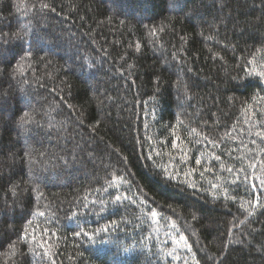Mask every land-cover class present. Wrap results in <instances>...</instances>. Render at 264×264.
I'll return each instance as SVG.
<instances>
[{
    "label": "trees",
    "instance_id": "obj_1",
    "mask_svg": "<svg viewBox=\"0 0 264 264\" xmlns=\"http://www.w3.org/2000/svg\"><path fill=\"white\" fill-rule=\"evenodd\" d=\"M35 2L0 0V32L18 33L29 19L41 23L39 16L34 17ZM45 2L60 14H49L43 51L37 48L33 61L39 56L45 62L51 60L47 71L52 78L43 75L41 64L38 72L25 68V74L30 82L39 77L46 86L21 85L9 79L14 62L0 65V92L7 93L0 110V244L4 245L0 264H35L38 260L31 254L14 257L7 248L15 240L10 229L25 223L22 207L34 210L36 196L23 190L13 196L9 178L21 189L39 183L44 193L40 210L49 216L55 212L48 227H55L57 235L48 242L60 253L58 264H183L166 257L173 247L184 248L178 241L180 234L198 259L264 264V208H248L254 215L242 225L239 220L247 213L238 211L240 203L248 207V201L254 200L253 193L260 195L257 190L264 178V153L260 151L264 141L256 136L264 130V78L258 75L264 72V0ZM155 29L163 31L153 38L150 32ZM32 38L29 33L28 40ZM18 42L7 46L4 55L9 60L19 51ZM136 43L141 44L138 52ZM129 65L134 67L129 69ZM59 97L66 103L51 111L49 104ZM21 110L34 114L38 121L26 125L28 131L17 125ZM80 120L83 125L77 123ZM97 120L100 124L93 133ZM169 125L180 137L176 149L171 147ZM191 128L217 144L191 142L195 139L189 136ZM182 149L188 153L185 165L179 163ZM25 150L31 153V166L28 158L21 163ZM210 153L221 155L226 168L244 167L247 186L232 185L235 172L221 169ZM196 158L202 159L201 166L195 165ZM250 163L256 167H248ZM110 165L120 171L114 172ZM205 167L213 171L201 177ZM120 175L131 181L132 192L125 191L129 184L118 181L119 189H109V196L103 191L106 178ZM189 183L195 188H189ZM210 184H221L237 195V204L214 199L225 192ZM132 193L146 200L143 212L139 200L136 205L127 200L111 205L116 194ZM85 195L98 200L97 211L99 199L108 205L99 215L80 217L87 231L122 218L132 223L122 225L124 230L103 244L99 238L89 243L72 236L77 223L66 217L73 211H87L77 205ZM29 198L33 203H28ZM260 200L264 203V195ZM150 209L157 212L155 218L145 216ZM43 221L35 218L37 236L45 226ZM150 232L153 239H145ZM179 254L191 264V253Z\"/></svg>",
    "mask_w": 264,
    "mask_h": 264
},
{
    "label": "snow or ice",
    "instance_id": "obj_2",
    "mask_svg": "<svg viewBox=\"0 0 264 264\" xmlns=\"http://www.w3.org/2000/svg\"><path fill=\"white\" fill-rule=\"evenodd\" d=\"M32 8L35 10L34 12V17L39 16L41 23L38 24H33L32 19H29L27 23H23L21 25V31L18 33L14 34H9V33H4L0 32V65H5L9 64L12 65L14 62V66L12 68V71L8 73L9 79L10 80H16L19 84L21 85H30V83L34 82L39 85V87L43 88L45 87V83L41 82L39 77H37L34 81H29L25 74V68H28L32 73H36L39 70V67L41 64L44 66V73L43 75L47 79L52 78V74L47 71L48 67L51 65L52 61L47 60L45 62V57L44 56H39L33 61L34 53L36 52L37 48H40L41 51H43V48L41 47L42 41L46 39L47 37V20L49 17L50 13H56L59 15L60 13L57 12V8L50 3L45 2V0H36L35 3L32 4ZM75 10V9H73ZM23 15L27 16L28 13L24 12ZM67 19V17H65ZM163 31V29H155L150 32L151 37L155 38L157 36V32ZM29 33H32V40H28ZM40 33H44V35H41ZM162 39V38H161ZM19 41L15 47L19 49L15 53V55L12 57L11 60L8 59L6 55H4L5 51H8L9 49L7 48L8 45H11L13 41ZM152 44L153 47L155 48L156 45V40L152 39ZM131 48L132 45H129ZM135 51H140L141 50V44L136 43L134 46ZM105 55H107V52L105 51ZM176 57L173 56V59ZM122 60H125L126 62V57L122 56ZM129 69H132L134 65H129ZM191 71V69H189ZM130 75V72L128 73ZM121 75H125L124 72H121ZM261 78H264V72H261L258 74ZM134 83V81H133ZM21 91H23V88H21ZM53 93H56V89H51ZM158 91V89H157ZM7 96V93L0 92V110H3V104H2V99ZM56 96H59V93H56ZM66 102L63 100L62 97H59V99L54 100L53 104H49V109L51 111H55L60 107L61 104H65ZM70 107V106H69ZM22 111V115L19 117V121L17 122V125L21 128L24 129L25 131H28L25 126L32 124V123H38V121L35 120V115H31L27 111ZM79 125H83L84 121L80 120L77 122ZM218 123V122H217ZM100 121L97 120L95 121L94 125L91 128V131L95 133L96 128L99 127ZM63 125H61L62 127ZM171 128V135H172V143L171 147L173 149L177 148V143L176 141L180 139L179 136L176 135V130L175 128H172L171 125H169ZM264 127V126H262ZM225 135H230L229 132H226ZM189 136H194L195 139L194 141H191L197 145L201 143V140L205 141L208 145H213L215 146L217 144V141L214 139H210L207 135L201 136V133L197 131L196 128H191L189 132ZM256 136L261 138V141H264V130L262 131H257ZM235 139V137H232ZM253 144L256 143L255 140L252 141ZM115 152L116 150L113 149ZM262 153H264V149H260ZM182 152V157L179 163L181 165H185L188 157V153L184 152V150H181ZM119 155V153H116ZM17 154L13 153V157H15ZM40 155H44L43 153H40ZM212 156L213 160L216 162H219V166L221 169L224 171H227L228 173H234L235 176L234 178L230 181L232 185H235L236 187H239L240 184H245L247 186L248 183V174L245 170L244 167H240L238 170L234 169L233 167H225V164L222 160L221 155H217L215 153H210ZM31 153L28 150H25L23 153V157H21V163L24 162L25 158H28V164L31 166L34 161L30 158ZM148 159H152L151 155L147 157ZM175 159V158H173ZM195 165L201 166L202 165V159L201 158H196L195 159ZM111 166V165H110ZM113 168L114 172H118L120 170L116 169L115 166H111ZM250 168H255L256 165L254 163H250L248 165ZM31 170V168H30ZM175 170V169H174ZM167 171V169H165ZM196 169H193V172H195ZM213 169L211 167H205L203 171L200 173V176L203 177L204 173H211ZM240 173H244L243 179L240 177ZM171 175H169L168 179L171 180ZM217 180H220V177H217ZM118 181H122L124 183L129 184V187L125 190L126 192H132V184L131 181L126 180L124 176L120 175L118 177L113 176L111 179L106 178V187L103 188V191L108 193L109 196L112 195L111 192H109V189H119L120 183ZM9 183L11 184V188L9 191L12 192L13 196L17 194L18 191L23 190L25 192H28L29 194L31 193H36L35 196V209L33 210L32 208H28L25 210L22 207L21 210V215L22 219L25 221V223L19 228H11L10 231L12 235L15 236V240H10V242L7 244V248L11 250V254L16 257V256H27L31 254L34 257H38V260L35 262V264H58L57 257L60 255L59 251L53 246L52 243H49L50 237L56 236L57 235V229L55 227H48L49 224L53 223L52 217H55V212H52L51 216L46 214L45 211H41V205H40V200L44 198V193L40 190V185L39 183H33L30 187H25L24 189H21L20 184L13 183L11 181V178H9ZM260 185L261 188L258 189L260 195H264V178L260 180ZM189 188H195V185L192 183L188 184ZM210 187L212 189H216L218 192L223 188V191L225 192V195L223 197L220 196H215L214 199H221L223 198L225 201H230L233 204H237V195L235 194H230L228 193V189L224 187L221 184H210ZM252 189H257V186L255 184H252L250 186ZM101 189L97 188L95 191L99 192ZM254 195V200H249L248 201V207H245L243 203H240L238 205V211L241 213H247V215L244 217L243 220H239V224H244L245 221L249 216L254 215V211H248V208H264V203L261 202L260 200V195ZM127 200L130 205H136L137 201L139 200L140 206H141V211L143 212V207L146 205V200L141 199L140 196L137 193H132L131 196L129 195H123V194H116L114 196V199H111L110 203L111 205H120L123 203V201ZM28 203H33L31 198H29ZM97 199L89 200L88 196L85 195L82 200L77 201V205L81 209H85L87 211H81L79 214L76 211H73L70 216H67L66 218L71 220L75 219L77 223L78 230L72 232V236L77 237V238H86L89 243H94L97 238H99V242L101 244L105 243V241L116 234L118 230H124L122 225L125 224H131V220L127 219H121L120 221L117 220H112L110 224H104L103 226H98L96 227L92 232H89L86 230V227L81 226V220L80 217H86L90 213H96L99 215V213H103L106 210V207L108 206L107 204L104 203L102 199H99V209L97 211ZM43 207L50 209V205H44ZM12 211H15V206H13ZM150 214L151 218H155L157 216V212L154 209H150L149 213L145 214L147 217ZM39 216L44 218V227L40 228V235L37 236L36 231L38 226H34V221L35 218ZM58 219V218H57ZM136 220H139L140 217H136ZM193 219H196V217H193ZM153 223H155V219L152 220ZM86 224V220L84 221ZM171 227L177 231V226L175 224H172ZM31 228V231H30ZM134 230L135 226H134ZM241 236H243V233H241ZM145 239H153L152 233L150 232L148 236L144 237ZM117 239L119 237L117 236ZM178 241H182L184 244L183 249H179L177 247H173L171 251L166 253V257L170 258L171 262H176V261H182L183 264H189L188 258L185 256L180 255L179 253L181 251H186L188 253H191V264H223V259H221L219 262L215 261L212 257H201L197 258L196 252H193L192 250V245H190L186 239V237L183 234H180L178 237ZM177 240H173V244L178 243ZM243 243V240L241 239L240 241ZM165 244L168 242L165 241ZM4 245L0 244V248H3ZM264 247V246H262ZM127 251V249H125ZM82 255V253H81ZM62 264V262H61Z\"/></svg>",
    "mask_w": 264,
    "mask_h": 264
}]
</instances>
